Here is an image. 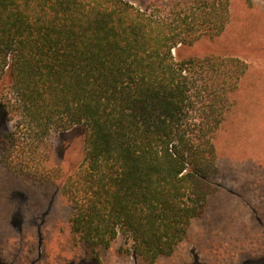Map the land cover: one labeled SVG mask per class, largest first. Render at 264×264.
Listing matches in <instances>:
<instances>
[{"label":"trees","instance_id":"16d2710c","mask_svg":"<svg viewBox=\"0 0 264 264\" xmlns=\"http://www.w3.org/2000/svg\"><path fill=\"white\" fill-rule=\"evenodd\" d=\"M230 19V0H0V106L17 119L0 163L37 184L57 175L93 260L115 241L147 264L172 257L223 191L218 137L248 66L178 53ZM79 126L82 163L48 169L52 138Z\"/></svg>","mask_w":264,"mask_h":264},{"label":"rangeland","instance_id":"374dc122","mask_svg":"<svg viewBox=\"0 0 264 264\" xmlns=\"http://www.w3.org/2000/svg\"><path fill=\"white\" fill-rule=\"evenodd\" d=\"M133 1L144 8L156 0ZM230 1L226 31L178 53L233 56L248 66L218 137V181L224 188L194 221L189 240L154 264H256L264 257V0ZM16 120L9 122L0 106V138L14 131ZM85 135L83 126L55 135L47 168L69 173L78 167ZM53 177L52 183L37 184L0 163V250L6 264H147L129 252L131 242L122 250L115 241L99 260L76 246L69 228L72 207Z\"/></svg>","mask_w":264,"mask_h":264}]
</instances>
